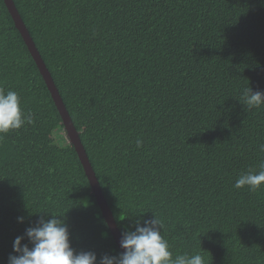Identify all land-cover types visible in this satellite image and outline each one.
<instances>
[{
    "label": "trees",
    "instance_id": "1",
    "mask_svg": "<svg viewBox=\"0 0 264 264\" xmlns=\"http://www.w3.org/2000/svg\"><path fill=\"white\" fill-rule=\"evenodd\" d=\"M12 1L120 234L159 216L173 258L264 264V186L233 187L264 161V105L242 99L264 92V0ZM0 88L34 117L0 140V264L46 214L97 264L121 253L3 0Z\"/></svg>",
    "mask_w": 264,
    "mask_h": 264
},
{
    "label": "clouds",
    "instance_id": "2",
    "mask_svg": "<svg viewBox=\"0 0 264 264\" xmlns=\"http://www.w3.org/2000/svg\"><path fill=\"white\" fill-rule=\"evenodd\" d=\"M242 99L250 109L259 108L264 105V92L247 87ZM33 123V115L22 110L19 94L0 88V140L9 132ZM143 143L138 138L136 147L141 148ZM259 151L264 153V144L259 145ZM259 169L240 174L233 187L258 191L264 186V161L260 163ZM46 215L50 218L38 219L35 226L27 228L23 236L14 239L12 251L15 255H9L8 264H97L94 252H76L72 248L68 227L62 218L64 215ZM18 222L23 223L24 218L18 217ZM143 223L141 227L140 221H137L135 231L122 233L120 248L123 251L115 256H101L99 264H205L200 254H181L173 258L169 243L161 234L163 222L159 216L153 215L150 221L145 220ZM25 240L27 243H24Z\"/></svg>",
    "mask_w": 264,
    "mask_h": 264
},
{
    "label": "water",
    "instance_id": "3",
    "mask_svg": "<svg viewBox=\"0 0 264 264\" xmlns=\"http://www.w3.org/2000/svg\"><path fill=\"white\" fill-rule=\"evenodd\" d=\"M16 29L19 31L31 57L33 58L37 69L51 95V98L53 100V103L59 112L62 124L64 126V131L66 134V137L69 141V144L71 147H73L74 151L76 152L78 159L82 165V168L84 170V173L86 175V178L89 182V185L91 187L92 194L94 195L97 205L99 206V209L101 211L102 218L104 219L110 234L112 235L118 249L120 252L123 250L120 248V240L122 238V235L120 234V231L117 228V225L115 223V220L113 218V215L105 201V198L102 194V191L100 189V186L98 184V181L96 179V176L93 172V169L88 161L86 152L80 142L79 134L76 131L70 116L68 112L66 111V108L64 106V103L58 93V90L56 89L54 82L51 78L50 73L48 72L40 54L38 53L18 11L15 8V5L12 0H3Z\"/></svg>",
    "mask_w": 264,
    "mask_h": 264
}]
</instances>
